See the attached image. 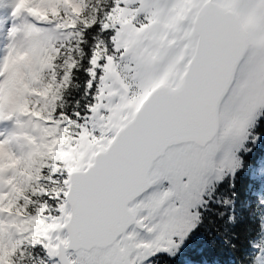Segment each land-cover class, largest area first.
<instances>
[{"label":"snow or ice","instance_id":"obj_1","mask_svg":"<svg viewBox=\"0 0 264 264\" xmlns=\"http://www.w3.org/2000/svg\"><path fill=\"white\" fill-rule=\"evenodd\" d=\"M6 6L0 264H175L238 206L264 264V0Z\"/></svg>","mask_w":264,"mask_h":264},{"label":"trees","instance_id":"obj_2","mask_svg":"<svg viewBox=\"0 0 264 264\" xmlns=\"http://www.w3.org/2000/svg\"><path fill=\"white\" fill-rule=\"evenodd\" d=\"M236 213L235 225L228 224L227 217L219 220L209 213L204 226L188 242L175 264H239L247 239L256 235L257 223L250 212L243 210L240 206L237 207ZM216 229L218 231H214ZM208 232H213L214 241L209 239ZM233 233L239 236L238 250H232L222 243L224 236H231Z\"/></svg>","mask_w":264,"mask_h":264},{"label":"rangeland","instance_id":"obj_3","mask_svg":"<svg viewBox=\"0 0 264 264\" xmlns=\"http://www.w3.org/2000/svg\"><path fill=\"white\" fill-rule=\"evenodd\" d=\"M7 0H4L3 4H0V49L4 47L6 44V27L4 25V21L8 19L9 13L8 8L6 6ZM9 124L0 125V130L10 128Z\"/></svg>","mask_w":264,"mask_h":264}]
</instances>
